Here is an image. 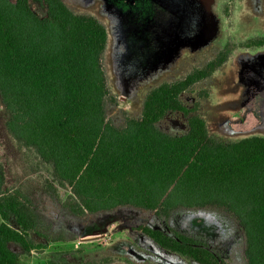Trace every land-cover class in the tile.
<instances>
[{"label":"trees","instance_id":"1","mask_svg":"<svg viewBox=\"0 0 264 264\" xmlns=\"http://www.w3.org/2000/svg\"><path fill=\"white\" fill-rule=\"evenodd\" d=\"M41 18L29 0H0V102L6 130L20 150L48 171V188L67 192L63 209L82 218L119 207L168 217L176 210L218 208L242 228L247 264H264V138L236 142L213 138L192 115L183 93L208 80L237 49L264 46V34L233 42L176 81L149 89L138 118L123 114L114 125L106 105H116L104 68L105 26L74 13L62 0H43ZM226 17H229L226 16ZM201 90L198 97L207 99ZM187 121L184 135L157 127L168 113ZM13 220L16 229L7 225ZM39 216L31 199L8 188L0 160V264H23L9 244L29 253L43 248L29 237ZM160 249L196 264H226L203 242L180 232L140 225ZM108 260L84 264H106ZM45 264H55L48 261Z\"/></svg>","mask_w":264,"mask_h":264},{"label":"rangeland","instance_id":"2","mask_svg":"<svg viewBox=\"0 0 264 264\" xmlns=\"http://www.w3.org/2000/svg\"><path fill=\"white\" fill-rule=\"evenodd\" d=\"M62 1L74 13L88 14L98 21V15L109 13L112 16V4L116 3V0ZM157 1L168 3L167 8L160 6V11H154L151 4ZM29 4L37 15L45 17L43 0H29ZM107 4L109 10L106 11ZM145 4L150 5L145 8ZM122 5L126 12L123 11L121 16L127 19V12H137L139 22L121 23L120 29L127 26L128 30L138 31L139 36L135 46L126 44L124 37L119 43L115 42L109 62V77L106 46L103 61L107 85L117 101L114 106L106 105V114L116 126L122 125L124 113L132 118L140 116V97L148 83L158 82L157 86L162 82L178 80L210 60L219 50L216 43L220 42L223 46L228 39L239 43L264 34V0H127ZM116 6L121 7V4ZM168 10L173 14V19L165 15ZM187 19L188 23L193 22L194 40H208L214 45L187 58L183 62L184 72L158 81L159 76L156 78L153 75L161 69L152 65L153 55L164 52L169 38L177 31H189L184 24ZM155 28L156 38L151 34ZM135 39L131 35L129 43ZM229 66L227 70L213 74L197 85L191 93H183L181 101L187 108L198 103L199 108L192 115L198 114L207 121L211 133L216 136L228 130H239L241 133L234 140L252 136L264 138V49L238 52ZM138 82L145 85L137 88ZM201 90L209 92L207 99L198 97ZM248 95L255 98L245 106ZM7 119L0 102V160L6 186L21 190L31 199L40 221L37 233H30L29 237L35 244L43 246L40 250L26 253L18 245L9 244L8 248L20 256L23 264H45L48 261L55 264H84L86 261L103 260H108L106 264H130V261L141 262L145 255H148L146 260L151 264H156L155 260L162 262L158 264H196L160 249L136 230L140 225L159 228L166 233L177 231L199 240L226 264H247L242 228L233 216L218 208L176 210L168 217H157L149 211L119 207L110 212L73 217L60 203L67 192L59 189L55 195L48 188L47 169L38 165L32 154L17 147L6 130ZM226 119H231V122L226 124ZM186 123V118L180 113H169L157 126L164 133L179 136L186 132ZM208 125L206 123L209 132ZM7 225L16 229L13 220H9Z\"/></svg>","mask_w":264,"mask_h":264},{"label":"crops","instance_id":"3","mask_svg":"<svg viewBox=\"0 0 264 264\" xmlns=\"http://www.w3.org/2000/svg\"><path fill=\"white\" fill-rule=\"evenodd\" d=\"M126 1L127 0H116V3L112 4V8L111 9H113V10H111V12H110L112 14V16H109V13H105L104 15L103 14L98 15L99 20L102 21V23L105 25V29H106V32H107V50H106V59L107 60H106V62H107V76L108 77H109V62H111L110 57L113 54V46L115 45V42L119 43L124 37L126 39V44H128L130 46H132V45L135 46L137 44V40H138V36H139V32L138 31H136V30H128L127 26H125L124 29H120L121 23H125V22H134V23L137 22L138 23L139 22V15H138L137 12H131V11L127 12V15H129L127 17V19H125L124 17L121 16L122 12L125 11L122 4L123 3L126 4ZM118 3L121 4V7L116 6ZM167 4L168 3L163 2V1H157V2L152 3L151 5H153L154 11H160V6H164V9H166L167 6H168ZM147 5H150V4H145V8H146ZM171 5H173V4H171ZM107 10H109V4H107L106 11ZM165 15L166 16L168 15L169 19H173L174 18L173 14L171 13L170 10L165 11ZM39 17H41V16H39ZM41 18H43V17H41ZM184 24H185V28H187L189 31H187V30L185 32H182V30L177 31L174 35H172L171 38H169V45L164 50V52H162L161 54H154L153 55L155 57L152 58V60H151L152 65H157L158 69H161L159 72L154 73V75H153V77L156 76V78L159 76V80L158 81H162L161 78H164L166 76L167 77H171L172 75L178 74L177 72H179V73L184 72V64H183V62L185 60H187V58L193 57L195 52H199L200 50H202L204 48L205 49H209V47L214 45V43L211 45V43L208 40L207 41L203 40V39L202 40H200V39L194 40L193 33H192V32H194L193 22L191 21V23H188V19H187V20L184 21ZM156 30L157 29L155 28L152 31V33H151V34H154V38H156V36H157ZM263 33H264V30H263ZM131 35L135 36L136 39L132 43H129V37ZM159 36H160V32H159ZM204 41H206V42H204ZM219 43H216V45H217L218 49H221L223 46H222L221 43L220 44ZM168 49H169V52H167ZM263 49H264V46L260 47V48H257V49L236 50V51H234L232 53L230 59H229V63L225 64L220 70L215 72L214 75H216V73H221L222 71H224V69L227 70L230 67L229 65L231 63L233 64V61H234V59L236 57V54L238 52H254V51H261ZM158 53H159V50H158ZM162 58H164V59H162ZM122 61L124 62L123 58H122ZM137 76H139V78L142 77L140 75H137ZM111 77L115 78L113 75H111ZM153 77H151V78H153ZM143 83H139L138 82L137 84H139V85L137 86V88H139ZM157 83L156 82L148 83L143 95L140 97L141 98L140 104H139L140 111H141L142 100H143V98L145 96L146 91L151 89V87L156 86ZM137 84H135V85H137ZM144 85H142V86H144ZM246 97L247 98H245V102H246L245 106L251 102V99L254 100V98H255V97H252L250 95H248ZM172 113H179V112H172ZM243 117H244V114L242 115V118ZM230 122H231V119H226V121H225L226 124H228ZM206 123L208 125L207 121H206ZM208 129H209L210 135L213 138H215L216 140H218V141H221V142H236V141L241 140V139L234 140L235 136H237V135H239L241 133V132H239V130H237V131L236 130H232V131L228 130L225 134H221V135L219 134V136H216V134H212L211 133L209 125H208ZM181 130H183V129H181ZM187 130H188V127H187ZM187 130H186V132H187ZM167 134H169V133H167ZM169 135H171V134H169ZM172 136H178V135H172ZM179 136H181V135H179ZM226 137H228V138H226ZM225 139H228V140L225 141ZM147 256L148 255H145L142 258L143 260L141 262L140 261L139 262L138 261L137 262H133V261L131 262L130 261V264H138V263L151 264V263H148V261L146 260ZM149 261L152 262V263L154 262L153 259L152 260L149 259ZM158 262L162 263L159 260H155L156 264H158Z\"/></svg>","mask_w":264,"mask_h":264}]
</instances>
